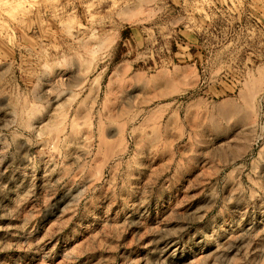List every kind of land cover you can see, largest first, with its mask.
Listing matches in <instances>:
<instances>
[{"label": "rangeland", "instance_id": "obj_1", "mask_svg": "<svg viewBox=\"0 0 264 264\" xmlns=\"http://www.w3.org/2000/svg\"><path fill=\"white\" fill-rule=\"evenodd\" d=\"M0 264H264V0H0Z\"/></svg>", "mask_w": 264, "mask_h": 264}]
</instances>
